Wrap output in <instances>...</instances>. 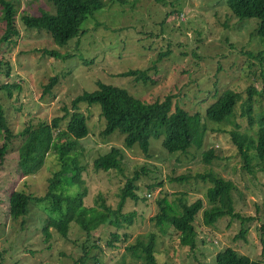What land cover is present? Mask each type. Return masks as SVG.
<instances>
[{"label": "rangeland", "instance_id": "rangeland-1", "mask_svg": "<svg viewBox=\"0 0 264 264\" xmlns=\"http://www.w3.org/2000/svg\"><path fill=\"white\" fill-rule=\"evenodd\" d=\"M12 1L18 34H11L7 41L2 39L6 24L0 7V108L10 129L6 139L0 128V147L6 146L0 161V264H74L81 256L87 238L78 225L71 223L66 239L50 227V237L45 240L47 215L43 205L32 202L26 215L13 219L8 197L14 190L45 194L48 178L61 170L56 155L45 144L39 148L33 143L29 150L21 130L29 124L32 129L44 126L34 133L36 139H51L54 128L48 124L52 118L63 115L64 106L70 108L77 94L96 89L97 81L125 88L146 102L171 94L172 108L178 106L200 117H196L198 133L187 153L167 154L160 146L161 136L149 140V157H145L136 145L127 148L124 135L117 130L108 136L101 133L105 122L98 103L79 104L88 126L76 157L82 168V185L87 189L84 205L103 200L116 208L120 188L134 172L138 174V197L151 193L124 202L121 212L132 214L130 224L122 221L118 229L101 225L95 231L89 244L97 240L100 248L90 255H96L99 264H141L131 259L125 247L154 232L156 257L163 264H215V255L227 247L264 261L260 229L264 222V171L255 168L243 172L240 155L230 139V131L236 126L256 136L259 117L264 114V99L258 97L253 126L241 115L246 88L251 82L261 86L264 81V44L257 33L260 21L233 16L226 7L227 0H102V8L82 23L84 33L61 47L48 32L28 28L20 18L21 14L35 15L41 10L55 13L50 1ZM44 51L61 57L44 55ZM129 69H146L151 82L120 75ZM52 76L59 80L51 93L43 94V85ZM226 89L238 92L241 98L230 121L215 124L205 118V108ZM67 120L61 127L66 128ZM113 147L122 151L121 170H94L93 160ZM208 149L214 151V159L205 164L202 154ZM208 173L231 180L236 209L256 219L241 225L237 219L223 217L210 227L202 223L200 211L195 220L198 248L191 252L180 245L177 232L167 225H154L152 218L160 202L166 204L169 213H178L180 202L202 198L206 204L205 192L211 183L200 176ZM179 177L188 179L179 181ZM149 185L154 188L148 190ZM76 190L75 185H65L68 194ZM241 228L244 237L236 239ZM115 232L117 237L112 236Z\"/></svg>", "mask_w": 264, "mask_h": 264}, {"label": "trees", "instance_id": "trees-1", "mask_svg": "<svg viewBox=\"0 0 264 264\" xmlns=\"http://www.w3.org/2000/svg\"><path fill=\"white\" fill-rule=\"evenodd\" d=\"M55 6V13L41 10L40 13L30 15L21 14L22 23L28 28L45 30L50 34L53 42L57 46L65 47L72 38L84 33L82 23L96 10L102 8V0H48ZM123 2V0H115ZM2 18L6 24L5 33L2 35L3 41H7L11 34H18L14 28V16L16 9L12 0H0ZM226 7L231 14L239 19L257 18L260 22L257 33L264 44V0H227ZM44 55L60 58L61 55L54 51H44ZM162 54L160 57H162ZM262 57V55H261ZM147 70L129 69L121 72L120 75L132 76L135 80L151 82L146 74ZM57 76L50 77L49 81L43 85V94L51 93L56 85ZM258 82H251L246 88V96L241 103V115L249 126H253L256 121L254 114V104L257 98L264 99V81L261 86ZM96 89L92 91H82L77 94L70 103V108L64 106V114L52 118L51 125L54 133L51 139L40 142L34 134L43 127L32 129L29 124L21 132V138L26 139V147L31 150L33 143H37L39 148L44 146L54 152L57 161L61 165V170L55 171L48 178V187L45 194L35 196L21 190H14L8 197L9 214L13 219L24 216L29 211L32 202L43 205L46 212V223L43 226L45 240L50 237L49 228H54L63 238H67L71 223H75L86 233V241L81 246V256L75 260L74 264H99L96 255L91 256L92 250L99 249L97 240L89 244L91 237L101 225H110L120 228L123 223H131L132 214L122 213V206L127 199L137 201L136 194L138 186L135 181L138 177L136 172L126 179L119 192V202L116 208L107 205L103 200L93 206H86L83 203L87 195V189L82 185L80 172L82 168L78 166L76 157L79 153V141L86 138L88 126L85 115L79 111L80 103L89 105L98 103L100 115L103 117L105 126L101 133L108 136L114 131L124 135V143L127 148L137 146L139 151L149 157V140H159L162 136L161 148L169 155L185 154L193 146L196 134L198 133L197 119L199 114L192 115L181 107L172 108L171 94L165 95L162 100L143 101L132 96L128 90L102 81L96 82ZM4 87H7L6 85ZM241 95L232 90H224L215 100L205 108V118L215 124H224L230 121L234 114V109ZM68 117L66 128L61 127V122ZM260 127L255 135L241 132L236 126L230 131V139L237 148L243 164V172H251L255 168L264 171V114L259 117ZM47 125V123L43 124ZM46 127V126H45ZM0 128L5 133V138L9 139L10 129L4 121L3 112L0 108ZM45 142V143H44ZM6 153V146L0 147V161ZM203 162L210 164L214 159V151L208 149L203 154ZM31 156V155H30ZM122 151L118 148H111L109 152L93 160L92 166L96 171L108 172L110 170H121ZM33 157L31 156V159ZM256 161V165L251 162ZM203 180L208 178L211 185L205 192V200L198 198L191 203L180 202L178 213H169L166 204L159 203V209L153 215L154 225L169 226L178 233L181 246L188 247L191 252L198 248V233L195 226L197 214L201 211L202 223L212 226L218 219L228 217V221L237 219L242 225L246 221H253L255 216L245 215L236 209V201L233 199L235 185L231 180L225 179L213 173L200 176ZM185 181L187 177L177 178ZM65 185L77 186V190L68 194L65 192ZM152 190L154 185L147 186ZM99 200V198H98ZM127 224V225H129ZM262 233V244L264 257V222L260 226ZM117 237L118 233H112ZM243 229L235 237L243 238ZM156 233L149 232L145 239H137L132 244L125 247V252L133 260H139L141 264H163L158 262L156 257ZM215 264H264L262 260H253L248 256L238 253L231 247L218 252L215 255Z\"/></svg>", "mask_w": 264, "mask_h": 264}, {"label": "built area", "instance_id": "built-area-1", "mask_svg": "<svg viewBox=\"0 0 264 264\" xmlns=\"http://www.w3.org/2000/svg\"><path fill=\"white\" fill-rule=\"evenodd\" d=\"M150 192L149 191H147V192H145L144 194H143V196H150Z\"/></svg>", "mask_w": 264, "mask_h": 264}]
</instances>
